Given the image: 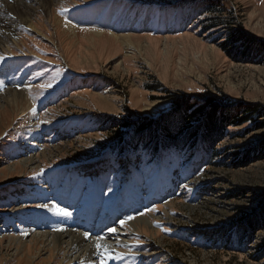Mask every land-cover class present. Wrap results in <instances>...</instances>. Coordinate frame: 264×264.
<instances>
[{"label": "rangeland", "instance_id": "obj_1", "mask_svg": "<svg viewBox=\"0 0 264 264\" xmlns=\"http://www.w3.org/2000/svg\"><path fill=\"white\" fill-rule=\"evenodd\" d=\"M34 15L0 50V94L26 100L0 108V264H264V0H55ZM209 98L260 112L226 128L222 168L201 149L155 162L103 132ZM59 229L88 234L69 260L29 247Z\"/></svg>", "mask_w": 264, "mask_h": 264}, {"label": "trees", "instance_id": "obj_2", "mask_svg": "<svg viewBox=\"0 0 264 264\" xmlns=\"http://www.w3.org/2000/svg\"><path fill=\"white\" fill-rule=\"evenodd\" d=\"M212 6L216 7L214 4L209 7ZM221 21L214 23V25L226 24L225 20ZM229 39L244 42L246 46L244 51L248 49V45L252 42L240 36L238 32L231 34ZM229 45H231V42ZM185 101L181 102L180 105L178 104L179 108L172 109L160 117L135 118L130 122L112 118L104 124L103 132H108L109 139L119 140V146L125 144L127 152L131 154L138 152L152 154L155 162L158 161V153L165 150L183 151L185 156L189 157L188 152L201 149L216 158L212 162V168L224 167L223 158L226 153L223 154V149H219L217 145L227 134L226 128L238 122H245L246 119H252L253 116L260 113L259 110L250 108L235 113L231 108L215 103L211 98L205 99L201 103ZM235 152L229 154L235 166H242L251 159L241 156L240 152ZM151 161L148 160V162ZM262 206H260L258 213L261 214L264 222V208ZM241 236L244 235H238L239 238ZM259 251L262 250L259 249Z\"/></svg>", "mask_w": 264, "mask_h": 264}, {"label": "bare ground", "instance_id": "obj_3", "mask_svg": "<svg viewBox=\"0 0 264 264\" xmlns=\"http://www.w3.org/2000/svg\"><path fill=\"white\" fill-rule=\"evenodd\" d=\"M54 1L55 0H0L1 10L2 11L4 10V12L6 11L7 13L13 15L12 19H10V18L7 19L5 17V15L3 14L4 12L2 13L0 11V50H2L3 43L5 42L7 36L11 35V37L14 38V33H15L14 32V28H15L14 24H15V21H13V20H18V21H20V23H25V22L29 23V26H31L32 28L36 29L37 25H36L35 21H33V16H35L34 13H36L37 10H40V13L41 12L45 13V14L48 13V10L51 8V6L54 3ZM68 31L70 32L72 37H76L75 31H73V29L71 30L70 28H68L67 32ZM90 33H92L91 36H93V35L100 36L99 32L94 33V34H93V32H90ZM118 38H122V39H119V40L124 45H131V43L133 41L132 37H128V36H126V37H124V36L123 37H118L117 36V38L113 37V40L114 39L118 40ZM7 49L10 50V48H7ZM4 83H6V82H4ZM12 88L9 91H5L3 94H0V108H3V112H7V111H11V110H12V112H14V111L21 112L26 107V100L23 97V93L18 92L16 90H12ZM3 112H0V114H2ZM35 160H36L35 158H28L27 160H24L23 163L24 164L29 163V165L32 166L36 162ZM19 164H20L19 162H16L11 167L15 169V167L17 165H19ZM140 223L147 224L146 221L143 218L140 217V218L135 220L133 225L134 226H138ZM59 230H61V229H59ZM85 237H86L85 234L78 233V231H72V230L70 231V229L69 230L63 229L61 231H56L55 234H53V233L51 234L50 232H48V233H46V232L36 233V234L33 235L32 242L30 243L29 247H31L32 249H35V248H37V245L39 243L41 245H43V246L45 245L44 247H46V246L49 247L50 246V247L53 248V249L51 248V251L52 250H57L56 254L58 252L59 253H63L62 254V259H68L69 260L70 257L68 256L66 258L65 254H68L69 252H73V253L77 252V249L82 246V243L84 242ZM7 239H18L19 240L20 238H18V237H10L9 238L8 237ZM95 243L96 242H93V245ZM64 249H65V251H64ZM87 249L88 248H85L83 251H86ZM93 250H94V248H93ZM83 251H82V253H83ZM53 253H55V252L53 251ZM80 255H81V252H80V254L78 256H80ZM77 258H79V257H77ZM77 258H75L74 260H76Z\"/></svg>", "mask_w": 264, "mask_h": 264}, {"label": "snow or ice", "instance_id": "obj_4", "mask_svg": "<svg viewBox=\"0 0 264 264\" xmlns=\"http://www.w3.org/2000/svg\"><path fill=\"white\" fill-rule=\"evenodd\" d=\"M62 11H65V10H62ZM51 85H41L40 87L41 88H44V87H50ZM43 207H48V205H43ZM53 211H56L57 213L61 214V215H64V216H68L70 215V213L65 210V209H62V208H53ZM132 217H129L128 219H131ZM121 223L123 224L124 221H121ZM109 231H114V229H109ZM87 233H85V236L87 237ZM101 247H103V245L97 243L96 245V248L97 250H99ZM116 259H119V254L115 257ZM102 264H104V262L102 261Z\"/></svg>", "mask_w": 264, "mask_h": 264}]
</instances>
